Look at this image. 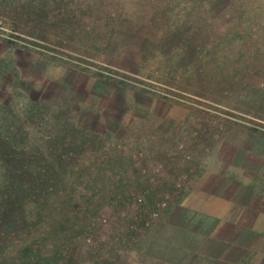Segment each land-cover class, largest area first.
I'll use <instances>...</instances> for the list:
<instances>
[{"label":"rangeland","instance_id":"1","mask_svg":"<svg viewBox=\"0 0 264 264\" xmlns=\"http://www.w3.org/2000/svg\"><path fill=\"white\" fill-rule=\"evenodd\" d=\"M24 171L55 177L20 214L68 228L9 234L10 258L264 264V0H0V174ZM214 177L250 193L247 230Z\"/></svg>","mask_w":264,"mask_h":264},{"label":"trees","instance_id":"2","mask_svg":"<svg viewBox=\"0 0 264 264\" xmlns=\"http://www.w3.org/2000/svg\"><path fill=\"white\" fill-rule=\"evenodd\" d=\"M1 144L6 145L4 142H1ZM54 177L55 173L42 174L36 172L29 174L25 171L19 172L16 175L14 173L13 178L17 184H13V189L11 190L8 188V185L5 184V174H0V264H52L51 262L54 256H51L50 258L40 256L39 252L33 248V243H30L29 245H19V243H17L16 245L19 246L16 247L14 255L10 258L6 255V241L9 234H17L16 238H19V234L27 228L30 229V232L33 235L31 237H35L39 235L36 232L37 229H40V226L43 225L45 229H42L44 230V236L40 235V237L42 236V239L44 237L53 239L61 230L68 228L66 226L68 224L66 223L65 218H50L45 220V214L41 216L42 213L36 211L32 219L25 220L23 214H20L21 203L27 195H39L40 197H44V200H47V198L50 197L47 188L43 187V185L40 188H37L36 186L38 183L44 181L50 182ZM24 180H29L34 186L22 191V187L19 183ZM11 198L14 201V206H10L9 204ZM44 204L46 205L45 202L43 204L40 203L43 207L45 206ZM64 210L65 209H62L61 211L63 214ZM11 215L13 216V220H11ZM35 240H37V237L33 238V242ZM38 240L40 243L41 239L39 238Z\"/></svg>","mask_w":264,"mask_h":264},{"label":"crops","instance_id":"3","mask_svg":"<svg viewBox=\"0 0 264 264\" xmlns=\"http://www.w3.org/2000/svg\"><path fill=\"white\" fill-rule=\"evenodd\" d=\"M242 168L245 169V167ZM211 183L213 185L211 204L212 209L215 210L214 213L218 217V221L220 219L222 221L226 220L227 222H232L234 225H238L241 230H247L246 211L250 205L251 195L245 192L244 185L234 183V181L224 183L223 179L219 177L218 179L212 178ZM230 183L233 184L232 187H230ZM224 190H228V196L224 194Z\"/></svg>","mask_w":264,"mask_h":264},{"label":"built area","instance_id":"4","mask_svg":"<svg viewBox=\"0 0 264 264\" xmlns=\"http://www.w3.org/2000/svg\"><path fill=\"white\" fill-rule=\"evenodd\" d=\"M162 168L161 164H157L154 168V171H158ZM166 202L162 201L158 203L157 209L150 211L148 214L143 216V219L141 220V227L142 228H149L151 227L152 223L159 218L160 211L166 208Z\"/></svg>","mask_w":264,"mask_h":264}]
</instances>
